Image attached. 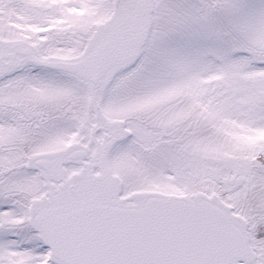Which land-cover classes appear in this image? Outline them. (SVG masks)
<instances>
[{"label": "snow or ice", "instance_id": "obj_1", "mask_svg": "<svg viewBox=\"0 0 264 264\" xmlns=\"http://www.w3.org/2000/svg\"><path fill=\"white\" fill-rule=\"evenodd\" d=\"M0 264H264V0H0Z\"/></svg>", "mask_w": 264, "mask_h": 264}]
</instances>
